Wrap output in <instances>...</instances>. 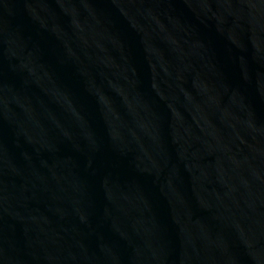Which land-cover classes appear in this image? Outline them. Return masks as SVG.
Here are the masks:
<instances>
[{
	"label": "water",
	"instance_id": "obj_1",
	"mask_svg": "<svg viewBox=\"0 0 264 264\" xmlns=\"http://www.w3.org/2000/svg\"><path fill=\"white\" fill-rule=\"evenodd\" d=\"M0 264H264V0H0Z\"/></svg>",
	"mask_w": 264,
	"mask_h": 264
}]
</instances>
